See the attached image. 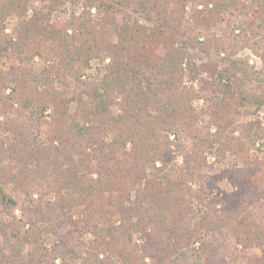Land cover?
Segmentation results:
<instances>
[{
    "label": "trees",
    "instance_id": "1",
    "mask_svg": "<svg viewBox=\"0 0 264 264\" xmlns=\"http://www.w3.org/2000/svg\"><path fill=\"white\" fill-rule=\"evenodd\" d=\"M30 1L0 0V61L37 56L45 63L37 72L0 68V115L8 116L0 129L13 134L0 146V264H55L57 258L60 264H142L145 258L190 264L185 249L202 233L224 229L243 246L264 249V128L252 122L223 134L215 111L214 133L196 128L200 114L192 102L200 95L183 83L206 72L223 93L212 106L227 108L225 94L233 86L223 82L229 80L225 71L189 61L187 44L230 56L247 47L264 61V0H198L190 20L188 0H76L82 10L54 26V6L27 16ZM116 7L133 8L153 25L118 19ZM14 15L20 24L9 36L3 24ZM92 61L99 65L97 78L84 74ZM207 84L200 79L198 88ZM41 124L48 128L47 144L35 136ZM183 133L191 142L186 152ZM173 148L182 152V163L170 176ZM205 154L217 162L238 158L221 171L237 190L219 202L210 185H187L194 167L205 165ZM9 184L29 200L20 207L21 219L11 212L17 202L3 188ZM192 201L204 211L185 231ZM134 217L142 219V245L130 234L138 228ZM45 234L53 237L50 253ZM86 234L96 241L86 245ZM27 246L32 250L24 252Z\"/></svg>",
    "mask_w": 264,
    "mask_h": 264
},
{
    "label": "rangeland",
    "instance_id": "2",
    "mask_svg": "<svg viewBox=\"0 0 264 264\" xmlns=\"http://www.w3.org/2000/svg\"><path fill=\"white\" fill-rule=\"evenodd\" d=\"M54 0H31L28 4L27 16H31L34 11H44L47 12L50 6H54L50 13L49 26H54L56 24H64L69 21L71 15H77L82 10V5L76 0H58V3H61L56 7ZM198 0H188L185 8V19H189L194 9L195 4ZM169 6L173 5V1ZM200 8V7H198ZM94 13V11H92ZM116 17L118 19H123L126 17L137 19L144 26H152L153 22L147 20L142 14L133 10V8H117L116 7ZM256 16L252 18L255 20ZM258 19V18H257ZM20 24V19L14 15L8 17L4 22V33L9 36L14 35V31L17 30ZM187 59L192 61L196 65H203L208 62H212L217 66L218 71H225L226 76L229 80H224L223 82L227 85L233 86L231 94H225L226 101L228 103L227 108L224 110L218 109L215 106H212V100L223 96L222 91L214 88V79L211 78L206 72H202L199 76L198 81L189 82L185 76L183 83L186 86L194 87V89L200 95V98L195 99L192 102V107L196 112L200 114L198 122L194 126L198 129L209 128L210 133H214L217 129L216 124L213 123L214 113L218 112V117L220 118L218 122L221 123L223 129V134H228L229 131L236 126L241 124H250L252 122L261 123V128H264V61L263 58L257 56L250 52V50L245 47L240 52L234 56H230L224 52L217 53L215 50H210L209 53H204L198 44L188 42L187 44ZM45 63L35 56L29 62H20L17 58H11L7 60L2 58L0 61V68L4 71H8L11 66L20 67L22 69L31 70L34 72L39 71L44 67ZM97 61H92L90 67L87 68L84 72L86 76L90 75L91 78H97L96 68L98 67ZM200 79L208 80L205 90H201ZM214 82V83H213ZM199 85V86H198ZM71 90L73 89V84L70 86ZM57 88L61 89L59 85ZM7 92H9L7 90ZM228 99V100H227ZM226 106V105H225ZM74 104H71L70 112L74 111ZM113 114L120 113V107L116 104L111 106ZM215 111V112H213ZM47 116V112L45 114ZM7 115H0V124H4L7 120ZM221 128V129H222ZM48 130L46 124H41L39 131L35 132V136L38 140L47 144L45 133ZM234 135H238V132H235ZM111 134L107 135V139H110ZM13 138L12 132H6L0 129V146L1 144H8ZM173 139V136H170ZM264 142V141H263ZM190 140L187 133L181 135V151H188L190 147ZM255 148H260V141L256 144ZM214 149V147H213ZM216 149V147H215ZM171 157L168 163V168L166 173L170 176L173 174V170L176 167L180 166L182 163L181 153L176 152V150ZM178 151V150H177ZM183 152V153H184ZM214 152V151H213ZM217 151L215 150V153ZM254 154H259L258 150ZM206 163H198L193 170V174L188 178L187 185L195 189L201 184L210 185L211 198L216 199L219 202L220 199H223L228 193V196L234 193L237 188L233 186L232 179L223 176L221 171L226 169V166L230 161L238 162V158L234 156H229L223 162H217L214 155L205 154ZM159 165V164H157ZM215 183V184H214ZM215 185V186H214ZM6 193L11 196L16 202L17 206L11 211L16 219H21L20 207L24 206L27 200L24 196L20 195L18 192L14 191L11 184L3 185ZM36 199V195L33 198ZM230 199V197H228ZM192 210L191 212L184 217L182 221V226L185 231L190 230L197 222L201 220V215L204 211V207L197 205L196 203L191 202ZM220 205H217V208ZM240 210V209H239ZM241 211V210H240ZM77 212V211H76ZM243 213V211L240 212ZM244 214V213H243ZM76 215V214H75ZM4 221H8L9 218L3 214ZM139 217L132 218L131 222H137L138 228L136 231L131 230L129 233L132 236L133 243L138 245L143 244L142 239V219ZM119 215H116L113 221L114 225L117 226L119 223ZM201 239L195 243H192L186 250L188 262L190 264H264V249L256 245L246 244L243 246L242 242L236 240V236L232 234L227 229L219 232H209L202 233L200 236ZM44 244L43 247L45 250L50 253L53 237L51 235H44ZM102 239L97 240L100 242ZM91 241L94 240L92 234H86L83 237V242L88 245ZM246 243V242H244ZM32 248L27 246L24 248V252L31 251ZM48 257H53V255L47 254ZM102 257V256H101ZM108 257L116 263H120V259L116 253H108ZM210 257V260L207 258ZM51 259V258H50ZM55 264H60L59 258L55 260ZM141 264V263H140ZM142 264H155L149 258H145Z\"/></svg>",
    "mask_w": 264,
    "mask_h": 264
}]
</instances>
